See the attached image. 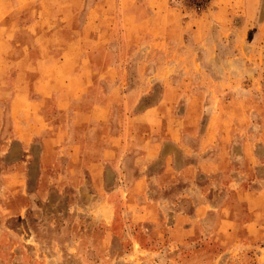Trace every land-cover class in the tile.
<instances>
[{
	"label": "rangeland",
	"instance_id": "rangeland-1",
	"mask_svg": "<svg viewBox=\"0 0 264 264\" xmlns=\"http://www.w3.org/2000/svg\"><path fill=\"white\" fill-rule=\"evenodd\" d=\"M83 6L85 13L90 6L106 10L92 25L97 20L115 31L109 51H97L99 59L120 56L123 26L137 33L126 53L131 84L139 60L149 68L173 64L179 118L198 125L194 135H185L189 148L197 150L205 124L222 126L231 138L230 177L240 179L239 172L247 170L244 149L252 145L251 186L258 207L250 212L236 201L219 173L196 174L190 181L179 176L154 185L131 200L113 193L111 214L103 211L101 220L95 190L101 179L83 172L81 185L69 179L60 184L55 175L41 172L34 158L25 182L28 196L23 194L27 201L18 200L25 210L0 211V264H264V0H85ZM143 43L153 45L139 50ZM101 88L94 82L92 89ZM152 88L150 101L158 98L161 84ZM184 151L176 152L180 166L216 154L215 146L199 156ZM161 163L157 159L149 171H158ZM106 182L112 181L103 186ZM224 205L228 213L221 212ZM250 217L258 225L246 233L243 224Z\"/></svg>",
	"mask_w": 264,
	"mask_h": 264
},
{
	"label": "crops",
	"instance_id": "crops-1",
	"mask_svg": "<svg viewBox=\"0 0 264 264\" xmlns=\"http://www.w3.org/2000/svg\"><path fill=\"white\" fill-rule=\"evenodd\" d=\"M74 2L77 6L69 8ZM84 3L0 0V211L11 209L20 215L25 210L18 200H26L23 194L28 196L25 182L34 158L39 170L55 175L60 184L69 179L81 185L83 172L91 180L101 179L100 187L98 181L95 184L101 198L96 218L101 220L104 212L111 214L113 193L121 192L131 200L136 194L145 195L149 187L174 183L179 176L190 181L196 174L210 178L219 173L236 201L244 202L250 212L257 210L251 186L255 180L250 171L252 145L244 149L247 170L239 172L240 179L230 177L231 138L221 132L222 126L205 124L197 150L189 148L185 135H194L198 125L196 121L186 124L185 116L179 118L173 64L149 68L148 61L139 60L131 84L126 53L133 49L137 33L123 26L120 56L99 59L97 51H109L115 31L97 20L92 25L93 17L107 12L98 6L82 12ZM151 45L143 43L139 50ZM94 82L103 89H92ZM155 82L161 84V91L150 101ZM214 146L213 158L202 156L184 166L175 161L179 148L190 157ZM157 159L162 162L160 168L149 171ZM131 163L135 175L130 174ZM106 179L112 182L103 186ZM152 204H145L146 208ZM204 209L201 205V212ZM228 209L224 205L221 212L228 213ZM221 215L219 222L224 224L226 216ZM255 225L250 217L243 229L250 233Z\"/></svg>",
	"mask_w": 264,
	"mask_h": 264
}]
</instances>
